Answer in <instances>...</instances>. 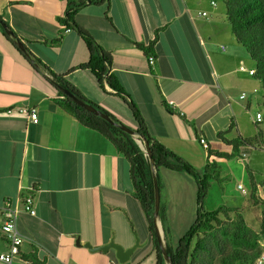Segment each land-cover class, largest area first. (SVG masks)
I'll list each match as a JSON object with an SVG mask.
<instances>
[{
    "label": "crops",
    "instance_id": "0c3cea01",
    "mask_svg": "<svg viewBox=\"0 0 264 264\" xmlns=\"http://www.w3.org/2000/svg\"><path fill=\"white\" fill-rule=\"evenodd\" d=\"M67 1L0 0V15L25 45L64 74L85 98L137 128L127 110L118 112L121 105L114 100L109 106L102 92L123 99L112 89L104 91L91 71L81 68L89 61L88 47L77 31L57 20L65 14ZM208 8L209 16L199 15ZM77 21L112 56L110 71L140 109L151 135L197 168L207 160L200 138L213 148L211 140L216 137L227 145L222 137L257 134L254 117L252 126L240 122L242 113L259 100L255 94L261 82L249 74L256 63L236 41L226 8L218 0H109L85 6ZM158 29L151 65L135 43L148 45ZM60 35L59 45L49 44ZM242 93L246 98H240ZM59 99L58 88L0 30V227L5 200L19 202L32 195L36 214L22 213L19 218L25 241L22 257L14 263L30 264L23 255L35 252L46 264H96L98 253L103 256L99 264H119L112 250L91 252L77 246L76 237L94 246L109 242L116 225L113 211L122 220L140 212L146 218L133 194L130 162L106 137L64 111ZM32 106L38 108V123L26 115L6 113L11 107ZM159 173L162 201L164 190L168 197L176 190L172 178L166 180L172 175L164 173L163 178ZM163 202L170 242L178 205L172 207L169 198ZM183 214L176 216L183 219ZM163 235L165 242L164 230ZM6 249L0 232V250ZM144 259L145 254L137 258L139 263ZM155 260L157 264L156 255Z\"/></svg>",
    "mask_w": 264,
    "mask_h": 264
},
{
    "label": "trees",
    "instance_id": "16d2710c",
    "mask_svg": "<svg viewBox=\"0 0 264 264\" xmlns=\"http://www.w3.org/2000/svg\"><path fill=\"white\" fill-rule=\"evenodd\" d=\"M108 2L109 0H68L65 14L59 16L57 20L65 28L77 31L85 41L90 52V58L86 64L81 65V68L90 70L104 91H107L106 85H108L115 95L125 101L131 111V117L137 126L135 129L130 127L133 133L122 129L121 125H124V123L117 116L99 104L85 98L66 79L64 74L56 73L27 45H25L26 50L22 51L16 45V41L23 42V38L1 15L0 30L26 57L30 64L58 88L61 95V99L57 101L58 105L68 114L75 117L81 124L106 137L112 142L118 153L129 160L130 176L134 185L133 194L139 201L146 216L157 264H165L167 262L158 241L154 221L156 197L153 170L156 171L159 186L162 188L159 173L161 168L186 173L194 178L197 183L196 219L180 237L177 246L171 245L167 240L168 229L165 225L167 208L161 201L158 218L163 225L166 240L164 244L171 258V263L214 264V258L218 254L220 264H255L256 259L261 253L259 239L261 235H264V197L259 195L258 187L260 185L257 184L253 175L251 174L252 187L249 197V211L253 210L254 207L257 210V217L255 218L258 226L256 228L249 225L246 219L248 208L222 205L208 211L204 208V202L211 181L222 179L220 175L221 167L218 160L231 158L235 154H240L242 150L256 143L264 145V131L258 123V132L253 137L238 136L233 139L222 137L223 141L233 148V151H219L208 146L206 149L207 160L202 169L197 168L183 156L152 136L140 109L125 91L117 77L111 73L112 56L77 21L79 11L85 6L92 4L102 5ZM224 3L226 5V19L231 26L232 33L236 41L244 46L249 56L256 63V71L253 76L261 82L264 92V0H224ZM108 19L110 20V18ZM3 24H6L12 31L11 34L5 32ZM160 30L156 31L155 38L148 45L135 43L146 52L147 56L154 54ZM62 38L63 36L60 35V37L49 44L59 45ZM63 89L69 90L83 101L93 104L100 112L109 115L111 120L91 112L76 103L63 92ZM261 104L264 108V93ZM148 148L152 156L148 155ZM227 243L231 245V248L228 250L226 249ZM23 258L30 261V264H46L38 258L35 252L25 254ZM114 259L117 261L116 257Z\"/></svg>",
    "mask_w": 264,
    "mask_h": 264
},
{
    "label": "rangeland",
    "instance_id": "374dc122",
    "mask_svg": "<svg viewBox=\"0 0 264 264\" xmlns=\"http://www.w3.org/2000/svg\"><path fill=\"white\" fill-rule=\"evenodd\" d=\"M218 3L223 8H226L224 0H218ZM209 10L210 8L206 9V12H209ZM263 93H264L263 88L260 83L259 92L255 94V96H257L259 100L258 101L255 100L253 102L251 109H249L248 112L244 111L242 113V116L240 117L241 124H246V125L249 124V126H252L253 124L251 122V118L252 117L255 118L257 112H261L264 115V108L262 107L261 104L262 102L261 97ZM102 94L104 95V97H106L109 106H112L110 104H112L113 100L117 101V103L121 105L120 109H118L117 111L118 112L125 111L126 109L127 113L131 115V111L129 107L124 106L123 100H121L120 98L112 99V97L106 96V94H104L103 92ZM260 127L264 128V121L260 123ZM216 138L211 140L213 144L212 146L213 148H217L219 150H222L224 148V150H227L228 152L233 151V148L221 144L219 139ZM202 149L205 151V148L202 147ZM243 153H246V156L244 158L242 157ZM218 163L221 167L220 175L222 179L219 181L218 180L211 181L208 194L204 202L205 210L208 211L213 210L222 205H227L231 207L237 206L241 208L246 207L248 208L246 219L249 225H251L253 228H256L258 226V223L256 224L257 220L255 218L257 217V210L254 207L253 210L249 211V204H250L249 197L252 187L251 174L253 175L257 184L260 185L258 187L259 195L264 197V145L262 143L261 144L256 143L253 146L248 147L245 150H242L240 154H235L231 158L219 159ZM160 171L162 172L163 178H165L166 176V174L164 173L172 175V176L168 175L166 180L169 181L170 178H172L176 190L174 191L173 194H170L171 197H168L169 195L167 190H164L162 192L163 200L169 198L172 207L178 205L176 207L177 208L176 213L173 214L177 215L179 211L184 213L183 219L182 217L178 218L176 215H174L176 219L172 218L171 221L172 223L171 235L169 236V239L171 245L177 246L179 241L178 239L187 231V229L193 224V222L196 219L197 183L194 178L192 177L189 178L190 176L183 172L181 174L182 176H179L180 174H177L176 172L169 169L161 168ZM240 183L243 185L244 190L238 188V184ZM182 187L186 190V192L185 190H181ZM112 213H113L112 216L115 218L114 221L116 222L115 223L116 225L114 228H112L111 234L115 235V240L118 243L122 244L125 247H129L133 245L135 242V235L133 233V230L137 232L138 236L141 239V242L145 243L143 247L137 249V252L132 256L131 260L127 264H156L155 253H153L150 248L152 245L151 234L147 228L148 225L147 220L146 218H144L143 214L140 212L139 215L134 214L133 216L130 215V217L126 215L125 219L123 218L122 220V216L119 217L116 216L118 212L113 211ZM158 221L161 220L158 218ZM87 222L89 223L88 220H86V223ZM165 225L167 227V222H165ZM160 233L164 241V235L161 226H160ZM229 248H231V245L227 243L226 249L228 250ZM114 253H115L114 250H112V255H115ZM141 254H145L146 259H144V261L139 263L137 258ZM97 257L98 259L97 258L96 259L98 263L96 264H99L100 259L103 256L98 253ZM213 262L214 264H220L218 261V254H216ZM14 264L17 263L15 262ZM165 264H169V263L166 262Z\"/></svg>",
    "mask_w": 264,
    "mask_h": 264
},
{
    "label": "built area",
    "instance_id": "2783aa9c",
    "mask_svg": "<svg viewBox=\"0 0 264 264\" xmlns=\"http://www.w3.org/2000/svg\"><path fill=\"white\" fill-rule=\"evenodd\" d=\"M216 3L212 1V5ZM200 16H208V12L200 11ZM70 30V29H67ZM149 63L152 65L155 63V56L149 55L148 57ZM244 69V67H241ZM255 69L249 70V74L253 75L255 73ZM108 89H111L108 85H106ZM246 93H242L240 95L241 99L246 98ZM171 104L174 105V102L171 101ZM6 113L9 115L20 114L28 116L33 122L38 123L39 111L35 106L32 107H19L17 109L11 107L6 110ZM256 123H261L264 121V115L261 112H257L255 117ZM201 144L205 149L208 148L209 144L205 138L200 139ZM243 158L246 156V153H243ZM238 188L244 190L243 185L238 184ZM22 213H28L30 215L36 214V209L34 207V198L32 195L25 196L21 201L14 202L10 199L5 200L3 207L1 208V237L7 246L6 250H0V262L5 264H13L15 259L18 257H22V246L25 241L24 235L20 232L18 227V221ZM259 246L261 248V253L259 257L256 259L255 264H264V235H261L259 239Z\"/></svg>",
    "mask_w": 264,
    "mask_h": 264
},
{
    "label": "water",
    "instance_id": "95a60500",
    "mask_svg": "<svg viewBox=\"0 0 264 264\" xmlns=\"http://www.w3.org/2000/svg\"><path fill=\"white\" fill-rule=\"evenodd\" d=\"M3 27L5 29V32L7 34H11L12 31L8 28V26L6 24H3ZM16 45L22 50L25 51V44L22 41H16ZM63 92L70 96L76 103L80 104L81 106L85 107L87 110L94 112L98 115H101L102 117L111 120V118L109 117V115L100 112L93 104L87 103L85 101H83L82 99L78 98L76 95H74L73 93H71L69 90L63 89ZM122 129L133 133V130L130 128V126L124 124L121 125ZM147 153L149 156H152V153L150 151V149H147ZM153 177H154V184H155V197H156V201H155V211H154V221L156 224V233L158 235V241L161 247V250L163 252V256L165 257L166 261L169 264L171 263V258L168 255V252L165 248V244L164 241L161 237V233H160V225L158 222V216H159V211H160V205H161V189L158 183V178L156 175V171L153 170ZM133 233L135 235V242L133 245L129 246V247H125L122 244L118 243L115 240V235L113 234L110 241L107 243H104L102 245H97L94 246L91 242L87 241V242H81V237L78 235L76 237V245L77 246H83L88 248L91 252H103V253H108L110 250H114L115 251V256L117 261L119 262V264H127L130 260L132 255L135 253V251L140 248L143 247L145 245V243L141 242L140 237L138 236L137 232L133 230Z\"/></svg>",
    "mask_w": 264,
    "mask_h": 264
}]
</instances>
